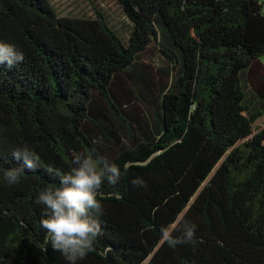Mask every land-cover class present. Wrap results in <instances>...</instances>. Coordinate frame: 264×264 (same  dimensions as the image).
Masks as SVG:
<instances>
[{"label":"trees","instance_id":"trees-1","mask_svg":"<svg viewBox=\"0 0 264 264\" xmlns=\"http://www.w3.org/2000/svg\"><path fill=\"white\" fill-rule=\"evenodd\" d=\"M87 2L0 0V42L24 55L0 66V264H69L37 197L81 151L122 175L76 264H264V3L115 0L119 19ZM25 146L37 168L9 184ZM184 220L194 241L169 247Z\"/></svg>","mask_w":264,"mask_h":264},{"label":"clouds","instance_id":"clouds-1","mask_svg":"<svg viewBox=\"0 0 264 264\" xmlns=\"http://www.w3.org/2000/svg\"><path fill=\"white\" fill-rule=\"evenodd\" d=\"M24 62V55L16 46L0 42V66L11 69ZM22 164L4 170V179L9 184L19 182L25 169L35 172L39 157L26 146L12 153ZM74 167L59 177V186L49 185L41 190L37 203L44 206L45 211L40 224L47 232V241L53 250L61 253L69 264H76L90 252L95 251L94 245L101 235L100 216L103 215L101 189L107 182L115 185L122 175L115 163L95 158L91 151L74 154ZM133 185L143 186L141 178L132 181ZM180 231L174 237L172 230ZM196 225L186 220L179 227L175 225L160 229L162 239L169 247L191 243L195 239Z\"/></svg>","mask_w":264,"mask_h":264},{"label":"rangeland","instance_id":"rangeland-1","mask_svg":"<svg viewBox=\"0 0 264 264\" xmlns=\"http://www.w3.org/2000/svg\"><path fill=\"white\" fill-rule=\"evenodd\" d=\"M58 3L61 4V6L63 8H69L70 10V6H75L73 8H76L75 5V1L76 0H56ZM102 8H104L106 11H109V13L115 15L116 17H118L119 19H123L124 16L121 12V9L119 8V6L115 3V0H97ZM260 1H264V0H258ZM55 2V1H54ZM262 3V2H260ZM78 10H85L88 13L94 15V9H93V5H91L90 3L87 2V0H81V3H78ZM263 63H264V58L262 59ZM264 128V119H261L258 123H256L255 125V129L259 130V129H263Z\"/></svg>","mask_w":264,"mask_h":264},{"label":"crops","instance_id":"crops-1","mask_svg":"<svg viewBox=\"0 0 264 264\" xmlns=\"http://www.w3.org/2000/svg\"><path fill=\"white\" fill-rule=\"evenodd\" d=\"M260 2L264 3V1H260Z\"/></svg>","mask_w":264,"mask_h":264}]
</instances>
